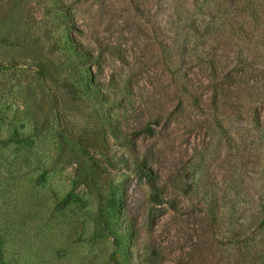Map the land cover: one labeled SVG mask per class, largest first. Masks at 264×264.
I'll list each match as a JSON object with an SVG mask.
<instances>
[{
  "label": "rangeland",
  "instance_id": "374dc122",
  "mask_svg": "<svg viewBox=\"0 0 264 264\" xmlns=\"http://www.w3.org/2000/svg\"><path fill=\"white\" fill-rule=\"evenodd\" d=\"M247 15L250 0H0L3 263L264 264ZM74 43L111 81L99 100Z\"/></svg>",
  "mask_w": 264,
  "mask_h": 264
},
{
  "label": "trees",
  "instance_id": "16d2710c",
  "mask_svg": "<svg viewBox=\"0 0 264 264\" xmlns=\"http://www.w3.org/2000/svg\"><path fill=\"white\" fill-rule=\"evenodd\" d=\"M176 7L183 6V3H186L189 9H200L204 4L205 0H173ZM224 0H215L216 4H220ZM194 2V3H193ZM248 16V15H247ZM250 37L255 44V48L258 43H261L260 48L264 49V0H250ZM248 16V17H249ZM71 52L73 55V60L77 66H80L81 71L83 72L84 82L87 85V88L90 92H93L97 98V100L102 97V90L105 89L108 85L111 84V81L108 83L101 82L93 78L90 73V68L87 67L85 61H88L89 53L81 49L76 43L72 44ZM108 84V85H107ZM12 140L10 137L5 139V141ZM139 170L146 175L147 177H151V171L148 167L143 164H138ZM112 208V209H111ZM110 209L113 211L112 215H118L119 210L116 207V203H110ZM102 205H100L97 214V220L100 221V224L104 230H106L108 223V219H105L106 214L103 211ZM111 212V211H110ZM109 213V212H107ZM4 259H1L0 253V264L3 263ZM121 264V263H119Z\"/></svg>",
  "mask_w": 264,
  "mask_h": 264
}]
</instances>
